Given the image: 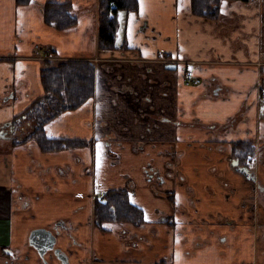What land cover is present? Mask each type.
Returning <instances> with one entry per match:
<instances>
[{"label": "crops", "instance_id": "crops-1", "mask_svg": "<svg viewBox=\"0 0 264 264\" xmlns=\"http://www.w3.org/2000/svg\"><path fill=\"white\" fill-rule=\"evenodd\" d=\"M49 1L71 2L77 23L48 25ZM98 2L0 0V128L44 94L47 49L95 65L94 96L45 126L87 145L0 138V264H63L57 249L69 264H264V0H225L217 20L191 0H138L117 14L113 50L99 49ZM235 142L255 145L253 179L232 164ZM110 190L144 223L97 225ZM39 229L56 237L43 256Z\"/></svg>", "mask_w": 264, "mask_h": 264}, {"label": "trees", "instance_id": "trees-1", "mask_svg": "<svg viewBox=\"0 0 264 264\" xmlns=\"http://www.w3.org/2000/svg\"><path fill=\"white\" fill-rule=\"evenodd\" d=\"M99 29L98 41L100 50H113L119 29L118 12H138V0H98ZM225 0H191L193 14L217 20L221 16V5ZM242 1L245 4L254 0ZM17 4L28 5L31 0H16ZM71 2L49 1L44 4L45 22L58 30H65L77 23ZM43 48V47H42ZM40 48V49H42ZM48 56H56V51L49 48ZM40 79L44 94L38 97L23 113L11 122L16 129L14 145L25 144L31 140L37 142L45 151H59L76 146L87 145L84 140L64 137L51 138L45 126L69 110H77L95 94V65L85 59H62L44 61L40 70ZM234 155L249 158L255 152L253 143H233ZM96 223L130 222L134 225L144 223L143 210L131 203L127 191L110 190L104 199L96 201Z\"/></svg>", "mask_w": 264, "mask_h": 264}, {"label": "water", "instance_id": "water-1", "mask_svg": "<svg viewBox=\"0 0 264 264\" xmlns=\"http://www.w3.org/2000/svg\"><path fill=\"white\" fill-rule=\"evenodd\" d=\"M166 68L169 70H176L177 64L174 63L168 64ZM8 125L9 123L5 124V126ZM1 128H3V126ZM0 138H2V133H0ZM235 163L236 162H234V164ZM55 241H56V237L51 232L42 229L35 230L31 236V242L33 245L39 248V253L41 254V256H43L47 250L53 249L55 245ZM55 252L58 255V257L62 260L63 264H69L68 258L65 254H63L58 249L55 250Z\"/></svg>", "mask_w": 264, "mask_h": 264}, {"label": "flooded vegetation", "instance_id": "flooded-vegetation-1", "mask_svg": "<svg viewBox=\"0 0 264 264\" xmlns=\"http://www.w3.org/2000/svg\"><path fill=\"white\" fill-rule=\"evenodd\" d=\"M10 122H9L8 126L0 128L1 129L0 133H2V138H4V139H14L17 135L15 126L12 123L10 124ZM232 151H233L232 164L236 168H238V170L240 172H242L244 175H246L248 178L253 179L254 173L250 170L248 165H249L250 161L253 159V157L255 156L256 150H255L253 155H251V156L249 155V158H243V157H239V156L234 155L233 146H232ZM234 162H236V163L234 164ZM258 186H259V189L261 188V190H262V186L260 184H258Z\"/></svg>", "mask_w": 264, "mask_h": 264}, {"label": "built area", "instance_id": "built-area-1", "mask_svg": "<svg viewBox=\"0 0 264 264\" xmlns=\"http://www.w3.org/2000/svg\"><path fill=\"white\" fill-rule=\"evenodd\" d=\"M194 78L195 77L191 73H188L187 76H186V78H185V83L187 85H189L193 81ZM196 80H197V82H200V79L199 78L196 79Z\"/></svg>", "mask_w": 264, "mask_h": 264}, {"label": "rangeland", "instance_id": "rangeland-1", "mask_svg": "<svg viewBox=\"0 0 264 264\" xmlns=\"http://www.w3.org/2000/svg\"><path fill=\"white\" fill-rule=\"evenodd\" d=\"M122 21H123V20H122ZM65 30H66V29H65ZM56 55H57V54H56ZM49 58H50L52 61L61 60L60 57L55 56V55H54L53 57H52V56H49ZM58 58H59V59H58ZM185 71H186V70H185ZM184 73H185V77H186V75H187L188 72L186 71V72H184ZM0 146H2V145H0Z\"/></svg>", "mask_w": 264, "mask_h": 264}, {"label": "snow or ice", "instance_id": "snow-or-ice-1", "mask_svg": "<svg viewBox=\"0 0 264 264\" xmlns=\"http://www.w3.org/2000/svg\"><path fill=\"white\" fill-rule=\"evenodd\" d=\"M141 7H143V0H141ZM132 15V17L134 18L135 17V14L133 13V14H131ZM123 17V13H121V18Z\"/></svg>", "mask_w": 264, "mask_h": 264}]
</instances>
